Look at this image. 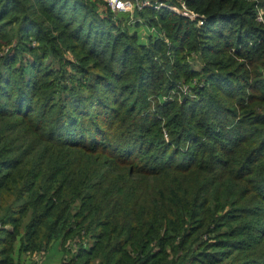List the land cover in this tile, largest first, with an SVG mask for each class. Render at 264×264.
I'll list each match as a JSON object with an SVG mask.
<instances>
[{"label": "trees", "instance_id": "obj_1", "mask_svg": "<svg viewBox=\"0 0 264 264\" xmlns=\"http://www.w3.org/2000/svg\"><path fill=\"white\" fill-rule=\"evenodd\" d=\"M185 1L204 25L146 8L170 45L141 46L83 0H0V264H264V0Z\"/></svg>", "mask_w": 264, "mask_h": 264}, {"label": "rangeland", "instance_id": "obj_2", "mask_svg": "<svg viewBox=\"0 0 264 264\" xmlns=\"http://www.w3.org/2000/svg\"><path fill=\"white\" fill-rule=\"evenodd\" d=\"M83 1L86 2L88 5H90V4L93 5V7L96 9V11L98 12V14L101 18L103 16H108L107 14H109V11L106 8V6L104 5V3L102 2V0H83ZM143 1H145V0H143ZM152 1L155 2V0H152ZM176 3L177 4L174 5L171 0H166V3H164V8H161V9L168 11L167 7L172 6V7H175L179 12H181V10L178 8V5H179L178 2H176ZM111 15L110 16H111V18L115 24H120V27L123 24L126 31L131 35L134 33L137 34L139 45L150 46L154 42L160 41V40L164 41L166 44L170 45V41L166 38L164 32L163 31L161 32L159 30L160 27L158 25L151 26L149 24V22L145 23L144 20H141L139 18L137 13H135L133 15V19H132L131 14H120V15L111 14ZM260 16H262V17L264 16V10L258 8V17H260ZM133 20H134V23L132 22ZM137 21H141V22H139L140 25L136 24ZM258 21L261 22V20H258ZM195 22L197 24V27L200 28L201 26L198 25L199 20L196 19ZM37 44L38 43L34 42L33 46H37ZM64 58H65V60H67L68 62H71V63H77L78 62V59L76 58V56L70 51H66L64 53ZM26 60H30V57H27ZM186 62L193 71L198 72V73H202L203 63L201 61V57H200L199 53L194 52V53L188 54ZM67 70H68L69 75L73 74V69L70 66L67 67ZM259 74H261V76L264 79V69L263 68H261L259 70ZM198 83H200L198 78L179 81L176 84L175 90L169 92V94L161 93V94L152 95L149 97V101L152 102V104H154L155 101H153V99H156L160 105H166L168 102H171V101L173 102L175 100H179V102L182 103L188 97H190V98L193 97L192 89L194 87H197ZM200 86H204V84L201 83ZM163 126H164V123H163ZM72 244H74V243H72ZM64 254L65 253L62 252V249L59 247V243H54L52 245V247L47 252H43L41 254L44 256L43 262L38 263V264H50L51 263L50 261H52L51 264H61V261H62ZM69 255H70V253L68 254V252H67L66 256H69ZM30 257H33V256H30ZM30 257H28V258H30ZM29 264H33V263H29ZM96 264H98V263H96Z\"/></svg>", "mask_w": 264, "mask_h": 264}, {"label": "built area", "instance_id": "obj_3", "mask_svg": "<svg viewBox=\"0 0 264 264\" xmlns=\"http://www.w3.org/2000/svg\"><path fill=\"white\" fill-rule=\"evenodd\" d=\"M106 8L113 14V15H120V14H131L132 19L135 13L141 12L143 9L152 8L156 11H159L161 8H164V3L166 0H102ZM178 2V8L181 10L179 12L175 7H167L168 11L173 14L181 15L184 18L189 20L195 21L196 19L199 20L198 25L203 26L205 18L203 16H199L192 10H190L185 0H175L172 1L174 5ZM186 15H185V14ZM258 20L264 22V16L258 17ZM134 23V20L132 21ZM132 24V23H131ZM69 247L73 248V251H76L75 244L69 243ZM74 253V252H72ZM36 256V255H35Z\"/></svg>", "mask_w": 264, "mask_h": 264}, {"label": "crops", "instance_id": "obj_4", "mask_svg": "<svg viewBox=\"0 0 264 264\" xmlns=\"http://www.w3.org/2000/svg\"><path fill=\"white\" fill-rule=\"evenodd\" d=\"M41 254H38V255H36V256H33V257H30V256H28V257H30V258H28L27 256H25L24 258H23V262H25V264H29V263H33V264H38V263H42L43 262V258H44V256L43 255H41ZM34 261V262H33ZM51 263H52V261H50ZM50 263V264H51Z\"/></svg>", "mask_w": 264, "mask_h": 264}]
</instances>
